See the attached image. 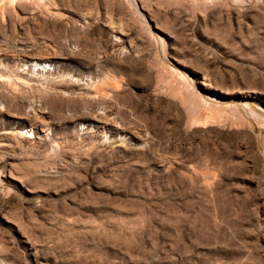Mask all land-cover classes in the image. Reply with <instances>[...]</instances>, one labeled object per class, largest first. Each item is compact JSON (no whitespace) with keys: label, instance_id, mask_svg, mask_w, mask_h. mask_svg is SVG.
<instances>
[{"label":"rangeland","instance_id":"rangeland-1","mask_svg":"<svg viewBox=\"0 0 264 264\" xmlns=\"http://www.w3.org/2000/svg\"><path fill=\"white\" fill-rule=\"evenodd\" d=\"M0 264H264V0H0Z\"/></svg>","mask_w":264,"mask_h":264},{"label":"bare ground","instance_id":"bare-ground-1","mask_svg":"<svg viewBox=\"0 0 264 264\" xmlns=\"http://www.w3.org/2000/svg\"><path fill=\"white\" fill-rule=\"evenodd\" d=\"M43 65H45V64H43ZM33 67L39 69L40 67H42V63L33 62Z\"/></svg>","mask_w":264,"mask_h":264}]
</instances>
